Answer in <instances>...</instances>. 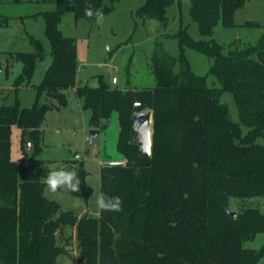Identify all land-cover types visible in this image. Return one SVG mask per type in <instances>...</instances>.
Listing matches in <instances>:
<instances>
[{
  "label": "trees",
  "instance_id": "1",
  "mask_svg": "<svg viewBox=\"0 0 264 264\" xmlns=\"http://www.w3.org/2000/svg\"><path fill=\"white\" fill-rule=\"evenodd\" d=\"M117 1L55 0V9L43 13L52 62L36 87L35 102L0 106V264H57L65 253L57 242L64 227L76 228L83 264H264V245L244 247L264 234V212L248 208L232 217L225 210L230 198L264 196V147L258 143L264 140V35L224 53L213 39L194 40L187 26L180 27L172 36L179 47L176 58L156 44L150 61L153 87L129 88L128 82L112 87L102 77L97 87L76 86L77 46L60 32L61 17L70 12L96 21L85 15L86 7L107 14ZM175 1L146 0L135 15L166 28L167 9ZM245 1L190 0L189 15L199 34L211 37L219 22L235 26L234 14ZM33 43L34 52L16 56L23 69L15 90L45 57L41 44ZM186 49L213 60L206 76L192 71ZM209 76L218 86L207 83ZM71 88L90 111L92 129L105 128L114 112L118 118L117 149L125 163L101 166L100 193L119 196L123 204L118 212L100 209L98 218L59 212L60 205L44 196L43 170L35 162L42 152L45 116L67 106L63 92ZM42 94L56 103H39ZM224 94L231 95L239 123L230 119ZM145 110L152 114L149 157L135 143L133 122ZM15 126L21 129L18 161L11 159ZM77 177L87 200L91 188L81 168Z\"/></svg>",
  "mask_w": 264,
  "mask_h": 264
},
{
  "label": "rangeland",
  "instance_id": "2",
  "mask_svg": "<svg viewBox=\"0 0 264 264\" xmlns=\"http://www.w3.org/2000/svg\"><path fill=\"white\" fill-rule=\"evenodd\" d=\"M146 0H120L114 2L110 13L103 14L104 20L96 21L76 19L73 13L61 17L59 30L64 37L75 39L77 46V68L75 81L78 86L97 87L102 77L112 87L143 89L154 86L150 70L151 56L156 44H161L164 51L172 57L179 52L177 39L172 36L180 27L187 31L194 40L213 39L229 49L254 44L264 35V0H246L234 14L235 26L225 28L219 22L211 37L199 34L197 23L189 15L190 0L175 1L167 9L168 24L164 28L157 21L141 19L136 10ZM105 4L111 5L109 0ZM55 9V0H0V106L15 105L31 107L36 100V87L41 83L51 65V46L45 35L43 13ZM247 23H250L248 25ZM37 40L45 53L43 60H38L30 80L15 90V80L22 74L23 63L17 59L18 53L35 51L33 40ZM192 71L199 76H206L213 60L192 49L185 50ZM112 77L118 79L112 84ZM207 83L218 86V82L209 76ZM67 106L49 111L41 130L43 132L42 152L35 157V162L43 170L41 180L51 171L65 169L77 174L79 168L85 173V183L91 188V195L86 200L79 192L64 189L51 193L46 184L44 196L60 205L59 212L72 211L78 218L87 215L98 218L100 209L96 206V197L100 194V169L111 161L125 162L117 149L119 124L117 114H111L105 128L89 142L90 111L83 109V99L75 91L64 92ZM229 110L230 119L239 123L238 111L230 94L221 98ZM56 103L45 94L39 103ZM149 112L145 110L144 113ZM246 133V128L241 127ZM258 143L264 147V140ZM22 157L21 129L13 127L11 136V159L18 161ZM45 183V182H44ZM248 208L264 212V196L250 199L230 198L228 210L240 213ZM57 242L65 248V253L57 258V264H83L78 261L79 248L76 228L64 227L57 237ZM264 245V234H259L253 241L245 242L244 247L260 249Z\"/></svg>",
  "mask_w": 264,
  "mask_h": 264
},
{
  "label": "clouds",
  "instance_id": "3",
  "mask_svg": "<svg viewBox=\"0 0 264 264\" xmlns=\"http://www.w3.org/2000/svg\"><path fill=\"white\" fill-rule=\"evenodd\" d=\"M71 2V0H70ZM85 15L89 18L95 17L98 24L104 20V15L101 11L94 9L91 5L86 7ZM44 182L51 193H56L60 189L69 192L80 191V180L74 171L59 169L51 171L44 178ZM123 200L119 196H109L100 193L96 197V206L103 211H120Z\"/></svg>",
  "mask_w": 264,
  "mask_h": 264
},
{
  "label": "water",
  "instance_id": "4",
  "mask_svg": "<svg viewBox=\"0 0 264 264\" xmlns=\"http://www.w3.org/2000/svg\"><path fill=\"white\" fill-rule=\"evenodd\" d=\"M133 122H134V130L138 135V139L135 141V143L140 147L141 149V155L149 157L151 155V126H152V114L151 112H141L137 113L133 116ZM99 134V130H91L89 133V142H92V140ZM31 144L29 140V135L26 136V151L30 152ZM228 215L235 217L236 213L231 212L228 209H225Z\"/></svg>",
  "mask_w": 264,
  "mask_h": 264
},
{
  "label": "built area",
  "instance_id": "5",
  "mask_svg": "<svg viewBox=\"0 0 264 264\" xmlns=\"http://www.w3.org/2000/svg\"><path fill=\"white\" fill-rule=\"evenodd\" d=\"M118 82V79L113 77L112 78V84H116ZM134 106L135 107H138L139 106V103H134ZM110 166H122L124 165V162H118V161H111L108 163Z\"/></svg>",
  "mask_w": 264,
  "mask_h": 264
},
{
  "label": "crops",
  "instance_id": "6",
  "mask_svg": "<svg viewBox=\"0 0 264 264\" xmlns=\"http://www.w3.org/2000/svg\"><path fill=\"white\" fill-rule=\"evenodd\" d=\"M113 78V77H112ZM114 85H116V84H114ZM76 86H78L77 84H76ZM73 90L75 91V88H73ZM124 161H125V159H124ZM125 163V162H124Z\"/></svg>",
  "mask_w": 264,
  "mask_h": 264
}]
</instances>
